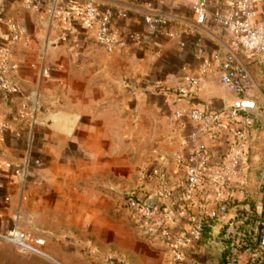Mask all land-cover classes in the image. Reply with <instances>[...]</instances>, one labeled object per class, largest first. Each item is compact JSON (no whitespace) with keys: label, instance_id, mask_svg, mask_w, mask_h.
<instances>
[{"label":"crops","instance_id":"1","mask_svg":"<svg viewBox=\"0 0 264 264\" xmlns=\"http://www.w3.org/2000/svg\"><path fill=\"white\" fill-rule=\"evenodd\" d=\"M86 1L0 0V56L9 52L16 65L7 77L14 88L9 101L0 82V120L11 123L0 139V233L20 227L23 213L34 211L35 199L41 196L38 202L47 210L69 213V221H74L69 227L90 229L88 234L95 235L110 181L128 180L138 168L170 159L186 148L195 123L188 117L176 118L178 110L233 109L245 99L220 83L219 64L230 51L238 53L255 82L249 100L256 103L254 112L264 108V68L259 59L240 51L220 29L196 25V0H93L101 8L126 10V21L114 23L141 35L114 53L98 43L86 22ZM208 1L211 13L232 6ZM252 2L259 9L263 6L261 0ZM148 15L167 19L169 30L192 27L187 48L165 32H149ZM9 20L23 27L21 42H12ZM198 45L211 67L191 98L180 95L178 88L186 85V77L200 74ZM253 137L257 139L252 143L253 162L261 161L264 115L258 117ZM202 141L212 152L219 144ZM262 163V171L250 170L254 190L264 182ZM167 169L178 183L175 165L170 162ZM169 225L177 232L187 228L178 217ZM222 230V222L205 228L190 264H224ZM144 240L162 247L158 264H167L163 246Z\"/></svg>","mask_w":264,"mask_h":264},{"label":"built area","instance_id":"2","mask_svg":"<svg viewBox=\"0 0 264 264\" xmlns=\"http://www.w3.org/2000/svg\"><path fill=\"white\" fill-rule=\"evenodd\" d=\"M261 1L263 6L259 9L252 0H217L232 6L226 11L211 13L208 0H196L194 23L220 29L231 37L240 51L258 58L264 68V0ZM39 7L40 4L34 6ZM83 15L95 30L98 43L108 53L141 38L139 33L128 32L114 23L126 21V10L110 6L101 8L93 0H87L83 4ZM8 24L12 42H21L23 27L13 20ZM145 24L149 32H165L169 39L178 40L182 48H187L186 37L194 33L190 26L169 30L167 19L155 15L146 16ZM196 55L202 61L200 74L186 77V85L178 88L180 95L191 98L211 67L203 47H196ZM15 69L10 53L4 52L0 56V82L8 101L14 88L7 77ZM219 72L222 85L244 100L253 99L255 82L236 51L226 54L219 64ZM253 109L206 111L193 107L188 113L178 110L176 118L188 117L195 123L186 138V148L170 159L140 168L136 189L124 194V205L139 235L163 246L167 264H190L191 253L201 244L205 228L216 222L223 223L219 241L223 244L224 264H264V182L254 190L249 180L253 130L258 117L264 115V108L258 113ZM10 128L9 121L0 120V139ZM222 135L225 140L220 142ZM203 138L218 141L216 151L212 152ZM170 162L180 175L178 183L168 172ZM7 167L12 164L8 163ZM252 195L255 196L253 204L250 202ZM151 197H156L153 207L148 203ZM172 217L181 219L186 230L174 231L169 225ZM0 240L23 253L49 257L20 227L0 233Z\"/></svg>","mask_w":264,"mask_h":264},{"label":"rangeland","instance_id":"3","mask_svg":"<svg viewBox=\"0 0 264 264\" xmlns=\"http://www.w3.org/2000/svg\"><path fill=\"white\" fill-rule=\"evenodd\" d=\"M256 140L253 137V144ZM262 162L264 159L255 160L253 173L262 171ZM137 171L128 180L110 181V195L104 197L98 229L92 236L88 234L90 229L69 227L74 225L73 220L69 221V213L47 210V205L38 202L42 197H37L34 211L24 212L19 226L49 257L23 253L0 240V264H158L162 247L139 235L123 202L124 194L137 187Z\"/></svg>","mask_w":264,"mask_h":264},{"label":"water","instance_id":"4","mask_svg":"<svg viewBox=\"0 0 264 264\" xmlns=\"http://www.w3.org/2000/svg\"><path fill=\"white\" fill-rule=\"evenodd\" d=\"M239 107H247V108H255L256 107V103L253 102V101H249V100H243L241 101V103L239 104ZM156 202V197H151L149 200H148V203L151 207L154 206Z\"/></svg>","mask_w":264,"mask_h":264},{"label":"trees","instance_id":"5","mask_svg":"<svg viewBox=\"0 0 264 264\" xmlns=\"http://www.w3.org/2000/svg\"><path fill=\"white\" fill-rule=\"evenodd\" d=\"M250 161H251V167H252V171H254L255 169L253 168V153L251 152V159H250ZM251 202V201H250ZM251 204H253L252 202H251Z\"/></svg>","mask_w":264,"mask_h":264}]
</instances>
